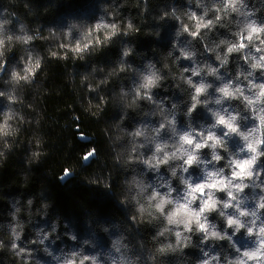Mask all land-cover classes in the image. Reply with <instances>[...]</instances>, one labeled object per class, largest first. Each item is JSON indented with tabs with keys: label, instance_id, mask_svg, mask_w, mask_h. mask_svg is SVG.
Instances as JSON below:
<instances>
[{
	"label": "clouds",
	"instance_id": "obj_1",
	"mask_svg": "<svg viewBox=\"0 0 264 264\" xmlns=\"http://www.w3.org/2000/svg\"><path fill=\"white\" fill-rule=\"evenodd\" d=\"M0 264H264V0H0Z\"/></svg>",
	"mask_w": 264,
	"mask_h": 264
},
{
	"label": "trees",
	"instance_id": "obj_2",
	"mask_svg": "<svg viewBox=\"0 0 264 264\" xmlns=\"http://www.w3.org/2000/svg\"><path fill=\"white\" fill-rule=\"evenodd\" d=\"M60 199H61V202L66 204L67 201L70 199L66 194H64L63 192L60 194Z\"/></svg>",
	"mask_w": 264,
	"mask_h": 264
}]
</instances>
